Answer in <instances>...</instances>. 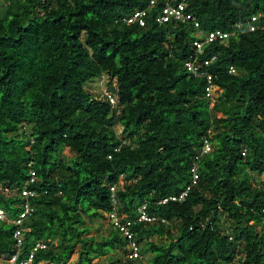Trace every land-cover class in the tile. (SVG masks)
Returning a JSON list of instances; mask_svg holds the SVG:
<instances>
[{
    "label": "trees",
    "instance_id": "trees-1",
    "mask_svg": "<svg viewBox=\"0 0 264 264\" xmlns=\"http://www.w3.org/2000/svg\"><path fill=\"white\" fill-rule=\"evenodd\" d=\"M148 5L9 0L0 13V184L21 186L32 159L37 180L29 188L39 193L19 259L42 241L48 247L36 252L34 264H94L115 249L123 259L106 264H132L117 230L97 240L84 219L112 210L109 186L122 176L121 215L135 219L146 201L149 215L179 221L175 234L161 222L132 225L139 243L164 238L140 243L142 255L152 253L145 264H264V191L252 176L264 174V0H188L186 11L203 32L243 23L196 56L216 55L206 67L216 85L209 98L206 79L184 66L196 30L190 22L158 23L163 3ZM136 9L147 10L144 26L122 22ZM256 14L258 28L250 31L245 22ZM104 73L116 80L109 85L116 107L84 89ZM22 124L31 145L18 134ZM134 137L136 145L126 144ZM204 138L211 150L200 157L185 200L158 204L190 184ZM65 147L74 152L69 161L59 157ZM19 202L0 192L10 218L22 211ZM222 214L230 233L219 225ZM14 229L0 220L6 261L15 252Z\"/></svg>",
    "mask_w": 264,
    "mask_h": 264
},
{
    "label": "built area",
    "instance_id": "built-area-1",
    "mask_svg": "<svg viewBox=\"0 0 264 264\" xmlns=\"http://www.w3.org/2000/svg\"><path fill=\"white\" fill-rule=\"evenodd\" d=\"M158 2H162L163 5L161 10L157 15V22L160 24L166 22H174V23H188L190 22L192 27L196 30L198 38L192 41L193 46V55H191L185 62V68L191 73L194 77H204L206 80V85L204 87V95L205 97H211V94L215 91L216 85L213 81V76L209 74L206 70V67L216 59V55L211 56L208 59L200 60L196 58V56L204 50L205 46L209 45L213 41H225L227 38L232 36L235 32V29L239 28L243 23L237 22L232 25L231 30L222 31V30H213L209 32H203L200 29L199 22L196 17L187 12L188 0H149V5L147 10L153 8ZM147 10H134L131 14L127 16H123L121 19L125 24H134L137 23L139 26H144L146 23V15ZM260 14L252 15L246 22L248 29L250 31L258 28V25L255 23L258 20ZM229 72H234L235 69L230 66L228 69ZM112 107H116L117 100L116 97L110 93L107 96ZM115 98V99H114ZM115 100V101H114ZM18 134L24 137V140L28 142L29 145L33 143V138L29 134V128L27 125L22 124L18 130ZM29 147V146H28ZM211 150V147L208 141L203 139V146L200 152L196 153L194 156V160L192 162V166L190 168V172L192 174L191 182L188 184L178 195H171L169 197H163L157 200L158 204H165L168 201H183L186 198V195L189 189L194 186L198 179V163L202 154L207 153ZM244 154V152H243ZM33 161L29 159L26 162V167L28 168V179L21 186H8L0 184V192L6 196H16L19 198V206L22 208L20 214L15 218H10L8 214L0 207V220L6 221L8 223H12L15 225L13 238L15 240V252L14 254L7 260L10 264H34L35 254L37 251L46 249L48 246L45 242L38 241L36 242L30 249L29 253L19 259V255L21 253L22 244L24 241L23 232L28 229L24 226L25 220H27L34 213V206L31 202V199L37 197L39 193L34 189H30L29 186L36 182L37 174L36 171L32 167ZM124 179L120 176L119 181L116 184L110 185V200L112 204V210L105 212L104 215L110 225V227L117 230L119 235L125 239L126 253L125 258L132 262V264H141L140 260L142 259V254L140 252V243L137 241L136 232L132 229V225L135 223H157L161 222L164 224H170L167 220L159 218L154 215H149L146 212L147 203L144 201L137 208V217L135 219H130L124 217L119 212V205L116 193L117 190L121 187V184L124 183ZM258 187V185H256ZM264 191V183L261 185ZM41 262H38L40 264Z\"/></svg>",
    "mask_w": 264,
    "mask_h": 264
},
{
    "label": "rangeland",
    "instance_id": "rangeland-1",
    "mask_svg": "<svg viewBox=\"0 0 264 264\" xmlns=\"http://www.w3.org/2000/svg\"><path fill=\"white\" fill-rule=\"evenodd\" d=\"M9 0H0V13L3 12V9L5 5L8 3ZM111 83V84H110ZM109 85L111 87H116L117 83L115 79H111L107 74H102L100 77L94 78L87 83L84 84V89H86L89 93H91L94 97L96 98H103L106 97L108 94H110L109 90ZM113 96V95H112ZM115 99V98H114ZM115 101V100H114ZM116 133H119L120 128H114ZM126 144H131V145H136V137L131 139H126L125 140ZM74 152L70 150L69 148L65 147L62 150L59 151V157L61 160L69 161L73 157ZM254 177L253 183L254 185H258L262 182L264 183V174L262 175H252ZM257 181V182H256ZM85 222L91 227V231L88 234L89 236L95 237L97 240H99L100 237L104 236L106 237L109 234L110 231V225L106 219V217H97L94 220H89L88 216H84ZM252 223V222H251ZM219 225L221 229L225 233H230V229L228 227V221L225 215H221V219L219 221ZM262 225L264 226V220ZM262 225L257 226V230H259ZM169 226L171 227L172 232L175 234L177 231V228L179 226V221L174 220L172 221ZM147 241H163L164 238L162 239H157L154 237H149L147 239L142 238L140 240L141 246L144 245ZM54 243V242H52ZM75 252L72 254L69 262L73 263L77 260L78 256V250L79 246L75 248ZM152 253L151 252H146L143 254L142 259L140 260L141 264H145L148 262L150 259ZM117 258H122V251L115 249L112 252H109L106 256H101L93 260L94 264H106L110 260L117 259ZM121 259V260H122ZM0 264H9L8 261H6L4 255L0 254Z\"/></svg>",
    "mask_w": 264,
    "mask_h": 264
}]
</instances>
